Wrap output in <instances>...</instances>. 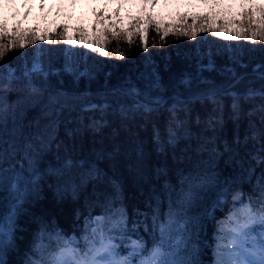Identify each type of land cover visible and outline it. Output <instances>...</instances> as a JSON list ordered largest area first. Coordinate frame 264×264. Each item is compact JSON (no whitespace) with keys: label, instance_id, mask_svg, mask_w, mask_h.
Returning <instances> with one entry per match:
<instances>
[{"label":"trees","instance_id":"16d2710c","mask_svg":"<svg viewBox=\"0 0 264 264\" xmlns=\"http://www.w3.org/2000/svg\"><path fill=\"white\" fill-rule=\"evenodd\" d=\"M244 1L256 7L201 19L199 31L191 30L196 14L109 31L98 50L77 49L87 67L61 63V54L52 64L47 54L50 67L42 63L44 74L30 77L33 65L15 47L45 34L19 21L9 27L0 38L13 45L0 71L15 77L0 128L7 264L48 261L68 241L83 249L97 215L122 254L138 240L146 258L160 240L158 225L171 217L168 243L178 244L174 226L184 232L181 259L216 264L223 227L250 199L257 203L264 177V2ZM87 7L96 16L123 10ZM62 29L48 38H61ZM29 82L43 94L31 95Z\"/></svg>","mask_w":264,"mask_h":264},{"label":"rangeland","instance_id":"374dc122","mask_svg":"<svg viewBox=\"0 0 264 264\" xmlns=\"http://www.w3.org/2000/svg\"><path fill=\"white\" fill-rule=\"evenodd\" d=\"M262 1L264 2V0ZM248 3L244 0H0V25L6 27L8 31L11 30L9 29L11 25L19 21L26 26V30H29L28 26L30 25L29 27H33L36 32H44L45 37L40 33L35 40L33 39V43L36 45H32L29 42L23 44V48L20 45L15 47L16 52L23 56L25 65L38 63L41 66L44 63V66L50 67L48 55H51L52 64L57 58L62 56L61 63L64 62L66 64L67 62L74 69H80L87 67L88 62H90L86 57L77 53L80 45H95L94 49L98 50L102 45H105L104 36L109 31L114 32L120 28L129 29L130 31H136L137 29L143 31L145 24H147L143 20L152 24L165 25V23L172 24L180 16L188 14L197 15L196 18L191 19L196 20L192 22L197 23H192L195 25H191V30L199 31L201 28H197L196 25H198L199 21H203L201 19H210L211 16H216L218 13L222 14L225 11L224 15L233 17L234 11L254 6L253 3ZM88 4L97 5L100 8L103 7L110 13H112V10L121 7L123 9L121 11L122 15L117 16L116 14L108 13L104 14V16H96L97 12L89 11ZM212 8L219 9L211 12ZM207 10L210 12H207ZM253 13L255 12L253 11ZM201 14L210 15L208 17H200ZM55 27H63L62 37L49 39L47 33L54 31ZM128 32L126 31L127 34H130ZM230 33L231 30L224 32L225 35ZM84 34L85 36L88 35V37H85ZM30 41L32 43V39ZM27 47H30V50ZM59 54L61 55L58 56ZM101 218L102 216L100 215L94 217L91 221V229L97 226V221L103 225V219ZM230 227L231 224L223 227V239L221 237L219 248L215 250L217 259L218 251H224V246L228 244ZM183 233L181 228L174 226L172 234H176L175 237L178 239V244L171 245L175 249L176 259L183 257L179 249ZM120 254L126 256L125 254ZM225 258L227 257L225 256ZM135 259L138 261L143 259V257L138 255Z\"/></svg>","mask_w":264,"mask_h":264},{"label":"snow or ice","instance_id":"6c2138e0","mask_svg":"<svg viewBox=\"0 0 264 264\" xmlns=\"http://www.w3.org/2000/svg\"><path fill=\"white\" fill-rule=\"evenodd\" d=\"M261 11L264 12V9ZM195 35L196 33L193 32L192 36L195 37ZM5 36H7V28L0 25V38ZM251 39L253 41L257 39L255 32ZM10 46L13 45L0 43V69H3L8 62L9 58L5 56V53ZM20 47L23 48V44ZM261 47L264 48V46ZM31 73L44 74L38 63L34 64L30 72H25L24 75L30 77ZM14 79L12 69H8L7 76L3 71H0V128L3 126L4 113L7 111L4 93L9 90ZM261 79L264 80V71L261 72ZM27 87L31 95L43 94L44 90L31 82ZM134 94L135 96L141 95L139 92ZM252 94L249 93V95ZM260 96L264 99V91L260 92ZM51 102L58 104L60 101L58 97H51ZM153 102L159 103V99L156 98ZM136 104L137 107H142L145 111L152 110L147 103H140L137 100ZM237 107L238 105L234 103L233 108ZM237 198L234 197V199ZM256 199V204H253L250 199L247 205H244L238 213H234L230 218L228 244L224 246V251H218L216 264H264V177L261 178L260 192ZM119 223L126 227V218L123 214L119 216ZM96 224L97 226L91 229V234L85 237L83 249L72 246V243L68 241L52 259L48 261L32 260L29 264H194L193 261L174 258L175 249L168 243L171 239L173 224L171 217L166 222H160L158 225L159 242L154 245L146 258L138 261L135 257L144 251L141 241H133L132 251L128 255L122 256L117 250L118 245L114 242V236L111 235L112 230H105L99 221ZM5 234L4 226L0 224V237ZM3 257V242L0 240V264H7Z\"/></svg>","mask_w":264,"mask_h":264}]
</instances>
